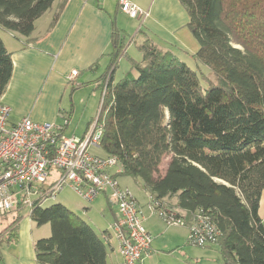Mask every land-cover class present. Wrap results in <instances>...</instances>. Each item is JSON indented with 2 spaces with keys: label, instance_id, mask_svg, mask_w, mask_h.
I'll use <instances>...</instances> for the list:
<instances>
[{
  "label": "trees",
  "instance_id": "1",
  "mask_svg": "<svg viewBox=\"0 0 264 264\" xmlns=\"http://www.w3.org/2000/svg\"><path fill=\"white\" fill-rule=\"evenodd\" d=\"M178 1L198 44L194 69L145 40L138 45L141 60L131 62L135 76L113 83L125 54L122 36L113 30L110 76L99 84L106 94L96 122L98 149L115 156L118 177L138 181L152 203L192 222L208 218L218 233L213 245L221 264H264L258 215L264 190V0ZM53 2L0 0V30L30 37ZM11 72V54L0 38V97ZM166 156V170L158 175ZM30 210L36 225L50 227L49 237L34 243L37 264H107V231L97 232L60 203L34 202Z\"/></svg>",
  "mask_w": 264,
  "mask_h": 264
},
{
  "label": "crops",
  "instance_id": "2",
  "mask_svg": "<svg viewBox=\"0 0 264 264\" xmlns=\"http://www.w3.org/2000/svg\"><path fill=\"white\" fill-rule=\"evenodd\" d=\"M127 1L148 14L142 22L134 20L137 22L134 29L126 28L123 18L119 20V15L130 18L119 10L117 0H54L51 8L35 21L30 37L24 38L0 30V38L11 54L12 62L11 78L0 97V104L10 110V124L28 118L38 124L62 125L57 120L61 118L64 121L66 118L67 123L63 130L65 136H85L93 120L88 122L81 133L74 130L69 134L68 119L70 116H77L79 111V116H92L91 113H85L86 110L76 96L80 91L89 88L99 92L98 105L93 115L97 116L102 92L99 84L104 76L106 79L110 76V70L107 69L113 30L122 36L125 48V54L117 60L115 71L120 61L126 59L130 66V75L131 72L135 73L131 69V62L141 60L142 54L138 45L145 40H150L162 50L171 51L185 64L189 61L194 63L192 56L198 50V44L187 28L188 15L178 0ZM118 22H121L122 27L118 26ZM138 32L141 34L138 35ZM127 34H131V37L126 41ZM131 44L139 57L128 56ZM72 71L78 74L69 84L67 76ZM115 71L112 74L113 83L117 82L114 80ZM93 95L94 93L88 94L87 103ZM93 155L105 156L102 152L100 155ZM118 182L121 187L127 188L121 185L119 177ZM143 193L148 195L144 191ZM103 196L108 202V198ZM136 201L142 225L152 236L151 226L143 224L146 219L145 210L137 199ZM174 204L175 201L171 200V206ZM62 205L68 208L65 204ZM30 211V208L20 207L12 213L0 216V264H37L34 243L38 239L49 237L50 227L48 224L36 225L30 217ZM175 211L186 218L183 228L188 233L192 221L185 213ZM258 215L264 224V190L259 200ZM115 216H118L117 209L113 213V221ZM104 231L108 232V229ZM107 244V264H122L118 254V242L112 237L111 230L107 235ZM152 244L153 241L151 251ZM212 246L216 253L215 260L217 264H221L216 246ZM152 259L150 252L140 264H151Z\"/></svg>",
  "mask_w": 264,
  "mask_h": 264
},
{
  "label": "built area",
  "instance_id": "3",
  "mask_svg": "<svg viewBox=\"0 0 264 264\" xmlns=\"http://www.w3.org/2000/svg\"><path fill=\"white\" fill-rule=\"evenodd\" d=\"M119 10L130 19L143 21L148 14L127 0H117ZM67 76L72 83L77 76ZM106 94L101 92L100 105ZM100 109V106H99ZM9 108L0 104V216L20 207L31 209L34 202L54 199L63 188L91 203L105 195L117 209V220L111 225L112 237L118 242L122 264H140L149 256L153 237L142 226L141 213L134 196L121 187V167L115 156L100 157L88 151L98 148L101 130L97 116L82 138L65 136L64 127L54 123H34L23 118L15 124L8 121ZM66 123V122H64ZM57 173L49 181L52 173ZM36 197L31 201L30 197ZM149 207L166 225L183 227L184 217L149 199ZM218 233L209 219L197 216L188 229V244L205 247L214 244Z\"/></svg>",
  "mask_w": 264,
  "mask_h": 264
},
{
  "label": "rangeland",
  "instance_id": "4",
  "mask_svg": "<svg viewBox=\"0 0 264 264\" xmlns=\"http://www.w3.org/2000/svg\"><path fill=\"white\" fill-rule=\"evenodd\" d=\"M119 20L123 18V25L128 29H134L137 27V22L126 17L118 16ZM139 24V23H138ZM118 26L122 27L121 22H118ZM131 34H127L126 41L130 38ZM133 58L139 57L134 45L131 44L129 55ZM189 61V60H188ZM188 66L194 69V63L191 61L187 62ZM129 63L126 59H122L118 65L117 70L115 71L114 80L119 81L120 79L130 76ZM203 72L206 74L209 71L203 67ZM135 73L131 72V76H134ZM203 85L204 82L201 81ZM205 85V84H204ZM94 93L90 101L87 103L88 94ZM81 104L82 108L85 109V113H91L92 116H79L80 111L77 116H70L68 119V133H72L74 130H77L78 133L83 131L89 121L94 120L96 116H93L99 100V92L94 91V89L89 88L79 92V95H76ZM63 118V116H62ZM57 123H63V120L59 118ZM58 125V124H57ZM90 126L87 129L86 134L88 133ZM88 151L92 154H101V151L97 148L89 147ZM169 156H166L158 170V175H163L167 164L169 162ZM57 173L53 172L49 181L55 180ZM120 183L123 186H126L129 192L134 196L135 199L139 201L141 207L145 210V221L143 224L151 226L153 229L152 233V263L151 264H217L214 253V247L209 244L205 247L199 248L188 244L187 237L188 233L183 227H173L168 226L165 222L159 218V216L152 212L149 207L148 195L146 196L138 181H133L131 178L126 176H120ZM36 197L31 196L30 200H35ZM65 204L68 208L73 211L76 215H79L85 222H87L91 227H93L97 232H103L108 229L110 233L113 213L116 212V207L114 205H109L106 201V198L103 195H100L98 199L92 204L87 203L78 197L70 188L65 187L56 194V198L51 199L47 198L41 202L43 207L50 206L52 204ZM171 205V201L169 202ZM28 208V207H26ZM27 210V209H22ZM147 221V222H146ZM143 226V225H142ZM112 235V234H111ZM211 248V249H210Z\"/></svg>",
  "mask_w": 264,
  "mask_h": 264
}]
</instances>
